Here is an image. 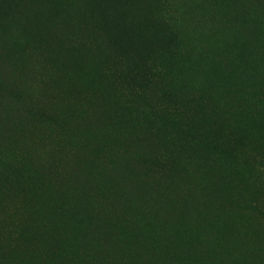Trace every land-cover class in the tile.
Returning a JSON list of instances; mask_svg holds the SVG:
<instances>
[{
	"label": "rangeland",
	"instance_id": "1",
	"mask_svg": "<svg viewBox=\"0 0 264 264\" xmlns=\"http://www.w3.org/2000/svg\"><path fill=\"white\" fill-rule=\"evenodd\" d=\"M0 264H264V0H0Z\"/></svg>",
	"mask_w": 264,
	"mask_h": 264
}]
</instances>
